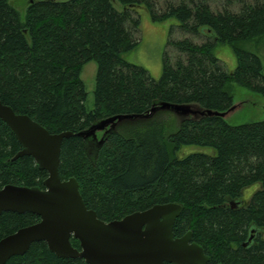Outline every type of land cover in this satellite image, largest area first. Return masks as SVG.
Returning a JSON list of instances; mask_svg holds the SVG:
<instances>
[{"label": "trees", "instance_id": "16d2710c", "mask_svg": "<svg viewBox=\"0 0 264 264\" xmlns=\"http://www.w3.org/2000/svg\"><path fill=\"white\" fill-rule=\"evenodd\" d=\"M139 6L154 22L177 20L168 28L157 79L122 57L138 43ZM253 39H264V0H27L24 19L10 0H0V101L51 133H77L161 102L222 112L233 104L232 82L264 96L261 59L240 45ZM219 43L235 57L231 71L214 53ZM89 61L97 65L91 110L80 77ZM184 146L211 152L179 157ZM19 149L0 120V188H43L47 172L31 156L12 160ZM58 173L61 180L78 181L84 203L104 221L179 202L184 207L173 235L190 230L209 256L206 264H264V118L243 124L217 115L179 121L158 110L124 119L101 143L64 139ZM255 183L259 187L245 200L243 189ZM231 201L237 204L231 207ZM37 221L30 212H1L0 238ZM70 241L79 248L78 240ZM4 264L88 263L57 257L38 241Z\"/></svg>", "mask_w": 264, "mask_h": 264}, {"label": "water", "instance_id": "95a60500", "mask_svg": "<svg viewBox=\"0 0 264 264\" xmlns=\"http://www.w3.org/2000/svg\"><path fill=\"white\" fill-rule=\"evenodd\" d=\"M235 106L225 111L203 109L197 104L161 102L143 114H117L101 119L77 133L49 132L26 114L16 113L0 101V120L20 145L12 160L31 156L36 166L47 172L38 185L5 184L0 188V213L30 212L39 221L18 228L0 238V264L22 255L33 242L44 241L50 252L60 258H82L88 264H206L209 256L187 230L174 237L173 227L184 205L179 202L156 203L131 212L120 219L104 221L86 206L74 177L61 180L58 173L62 141L71 136H103L124 119L149 117L155 111L167 110L181 119L217 115L225 118ZM98 134L100 138L98 139ZM237 202L231 201V207ZM253 232L250 234V238ZM79 242L72 246L70 238Z\"/></svg>", "mask_w": 264, "mask_h": 264}, {"label": "rangeland", "instance_id": "374dc122", "mask_svg": "<svg viewBox=\"0 0 264 264\" xmlns=\"http://www.w3.org/2000/svg\"><path fill=\"white\" fill-rule=\"evenodd\" d=\"M19 12L20 18L24 19L25 7L27 0H10ZM117 10L122 9V5L118 2L113 3ZM136 11L140 16V34L136 46L122 53V57L130 62L144 67L151 77L159 78L162 70V58L165 50L168 28L170 25L177 23L174 18H169L161 22H154L150 19L146 9L143 6L136 7ZM241 47L257 54L262 62V72L264 75V39L258 41L253 39L240 43ZM215 55L223 62L226 69L231 71L235 67V57L227 44H217ZM97 65L94 61L84 64L80 77L84 83L86 91V99L84 101L85 108L91 110L94 107V85L95 73ZM228 88L233 96V105L235 108L225 116L230 124H243L253 121H259L264 118V96L256 93L248 88L237 85L236 83L228 84ZM175 118L181 121V117L173 114ZM98 134V139L100 138ZM94 139V138H93ZM97 140V139H95ZM201 151L211 152L208 147L184 146L177 155L182 157L189 152ZM259 187L255 183L243 189L242 197L246 200Z\"/></svg>", "mask_w": 264, "mask_h": 264}, {"label": "flooded vegetation", "instance_id": "af4514ba", "mask_svg": "<svg viewBox=\"0 0 264 264\" xmlns=\"http://www.w3.org/2000/svg\"><path fill=\"white\" fill-rule=\"evenodd\" d=\"M250 239H251V238L249 237V238H248V241H249Z\"/></svg>", "mask_w": 264, "mask_h": 264}]
</instances>
